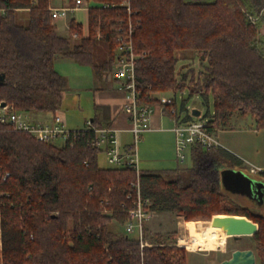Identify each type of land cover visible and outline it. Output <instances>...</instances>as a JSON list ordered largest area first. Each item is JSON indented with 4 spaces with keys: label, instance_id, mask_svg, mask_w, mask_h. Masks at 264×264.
<instances>
[{
    "label": "trees",
    "instance_id": "trees-1",
    "mask_svg": "<svg viewBox=\"0 0 264 264\" xmlns=\"http://www.w3.org/2000/svg\"><path fill=\"white\" fill-rule=\"evenodd\" d=\"M96 1L116 6L91 7L86 26L72 17L69 30L75 38L57 30L48 9L51 0H0V73L5 74L0 102L55 113L68 86L55 68L56 58H71L103 75L115 62L116 27L132 21L136 80L144 102L157 103L154 92L187 88L205 102L211 93L214 111L205 115L218 127H228L240 113L264 128V37L259 35L264 12L261 22L250 17L264 10V0H129L130 13L124 0ZM98 41L104 43V55ZM196 56L204 69L197 76L193 67L179 74V61L193 62ZM185 104L184 99L182 109ZM164 112L170 114V107ZM98 123L95 116L92 124ZM96 136L94 128L81 129L57 145L0 122V168L4 175L9 172L0 181L13 202L2 215L4 264H187L188 249L176 233L147 234L151 244L142 247L137 233L122 230L126 213L121 204H130V193L136 195L137 174L128 167L100 165ZM190 156L189 167L141 171L147 207L175 211L187 221L246 215L258 223L252 236L264 264V213L222 188V167L240 160L220 146L208 149L200 143L192 145ZM200 231L194 243H202Z\"/></svg>",
    "mask_w": 264,
    "mask_h": 264
},
{
    "label": "built area",
    "instance_id": "built-area-1",
    "mask_svg": "<svg viewBox=\"0 0 264 264\" xmlns=\"http://www.w3.org/2000/svg\"><path fill=\"white\" fill-rule=\"evenodd\" d=\"M59 3L50 2L48 9L52 20L60 17H68L71 12L78 9L88 10L91 7L109 8L116 6L115 2L96 1V0H57ZM122 5L126 6L128 12H131L129 0H124ZM253 22H256L257 16H250ZM135 24L131 21L128 24H122L116 27V49L115 62L110 75L117 80V88L125 94L123 111L126 112L131 124L132 141L122 147L117 134L110 127L94 128L97 136L94 143L105 151L108 162L116 167H128L136 171L137 181L135 186L137 193L128 195L130 204L122 202V210L126 213L124 221V231L128 234L137 233L141 246L151 244L145 239L146 222L152 214V210L147 207L150 204L149 198H143L140 184V160L138 154V144L143 134L152 127V115L156 106H160L163 111L170 107V116L174 122L172 130L175 134L176 155L180 163L185 162L193 144L200 143L204 148L221 146L216 133L220 129L211 120L212 116H206L201 113L194 116L191 108L182 109L177 106V97L170 96L162 92L151 94L157 99V103H146L141 98V89L136 80V58L137 54L133 46V31ZM73 37H78L77 33H72ZM176 101V106H171L172 101ZM0 122L10 123L15 129L31 133L37 140L45 142H54L57 138H63L64 142L76 130L69 129L63 116L56 111L51 121L35 122L32 120L28 111L16 109L10 104L1 106L0 104ZM90 124V122L88 121ZM253 173L263 171L260 167H251ZM9 172L5 175L1 172L0 180H5ZM13 204L11 193L1 186L0 181V264L3 263V249L5 244V235L3 228V209Z\"/></svg>",
    "mask_w": 264,
    "mask_h": 264
},
{
    "label": "crops",
    "instance_id": "crops-1",
    "mask_svg": "<svg viewBox=\"0 0 264 264\" xmlns=\"http://www.w3.org/2000/svg\"><path fill=\"white\" fill-rule=\"evenodd\" d=\"M55 3H59L56 0H51ZM23 13H27V10H23ZM72 17V16H71ZM70 17V18H71ZM22 20H27L26 16L20 17ZM69 19L68 20V28H69ZM56 26L57 19L53 21ZM69 35L72 36V33L69 30ZM78 65L83 79L81 81L80 88L72 87V79L71 75L65 71L64 66L68 65ZM75 63V64H74ZM85 64H80L74 61L71 58L66 57H57L55 60V68L65 75L68 79V86L65 92V96L70 93H77L80 96L85 94L88 97H91L93 101V109L94 114L88 118L86 117L85 125L80 127L77 130L81 129H90V128H105L110 127L113 131L117 134L120 144L122 147L126 146L132 141V133H131V124L126 112L123 111V105L125 102V94L122 90L117 88V80L110 75V71L103 75H98L94 72L93 68H85ZM114 66V64H113ZM112 66V69H113ZM72 85V86H71ZM170 91H163L162 93L168 94ZM169 95V94H168ZM65 96L63 101L65 100ZM176 96V95H174ZM62 108V106L60 107ZM58 108L56 111H58ZM187 108V107H186ZM55 111V112H56ZM29 115L31 116L32 120L35 122H49L52 120L54 113L47 112V111H28ZM97 116L99 120V125L92 124L94 117ZM90 122V124L88 123ZM233 121V119H232ZM231 121L230 125L225 128H220L216 133V136L221 144V148H224L229 153L235 155L239 160L240 163L234 166H223L221 170V182L223 190L228 193L233 199L236 201L250 207L249 203L252 207V210L256 209V211L264 213V173L256 172L253 173L250 171V168L260 167L264 171V161H261L260 158L251 151L250 146L254 145V143L258 145V140L264 138V128H242V127H235L233 122ZM66 126L68 127L66 121ZM173 120L171 116L164 112L160 106H156V109L152 115V127L150 130L146 131L140 142L143 143L142 148L145 149L146 142L155 141L159 145L163 140L160 136H157L153 133H160V134H168L171 135L172 141L175 142V134L172 130L173 127ZM98 126V127H97ZM69 128V127H68ZM245 134V137L243 136ZM257 140H255V138ZM165 137V136H164ZM139 142V143H140ZM174 145V144H173ZM173 148V147H172ZM176 150V147H175ZM138 154L140 164L142 160H145L142 155L139 153V144H138ZM107 160V156H106ZM176 160L178 162L177 167L180 166V162L176 155ZM108 161V160H107ZM109 163V162H108ZM104 167L113 166V165H102ZM141 167V165H140ZM168 168H175V167H164L160 169H146V170H163ZM142 170H145L141 168ZM226 169H231L232 171L229 173L224 174V183L222 181V173ZM237 171V173H236ZM238 175L239 178L237 177ZM162 212H155V214H161ZM153 213V212H152ZM152 216V214H151ZM150 216V217H151ZM180 216V215H178ZM214 217H220L221 223L223 219L222 214H216ZM212 220H209L208 223H211ZM181 221H179L180 223ZM194 220L185 221V228L187 232V236L191 237L193 240L194 236H192L191 227ZM200 222V221H196ZM208 225V224H207ZM207 227V231L202 229L200 235L202 236V243L196 244L198 247H203V249H208L209 247H216L221 245L225 237L227 235L234 234L233 230L224 229L222 226L209 224ZM206 232V233H205ZM209 233H211V238L209 244H206V238L209 237ZM195 234V233H194ZM187 237V238H188ZM195 240V239H194ZM181 245H186L189 250L195 251L198 250L193 247H189L186 239H181Z\"/></svg>",
    "mask_w": 264,
    "mask_h": 264
},
{
    "label": "rangeland",
    "instance_id": "rangeland-1",
    "mask_svg": "<svg viewBox=\"0 0 264 264\" xmlns=\"http://www.w3.org/2000/svg\"><path fill=\"white\" fill-rule=\"evenodd\" d=\"M55 1V0H54ZM57 1V0H56ZM58 2V1H57ZM264 10H262L258 14H253V16H257L256 22H261V16L263 14ZM252 15V14H251ZM75 17L77 21L81 22L84 26L87 25L88 22V12L85 9H78L74 12H71L68 17H60L57 18V30L62 35H69V28H68V20L70 17ZM71 17V18H72ZM27 18V17H26ZM70 18V19H71ZM21 22H26V20L20 19ZM70 21V20H69ZM259 35L261 37H264V23H261L259 25ZM98 46L100 47L101 55L105 54V47L104 43L101 41H98ZM188 62V63H186ZM185 60L179 61L177 64L178 72L179 74L184 72L190 67H193L195 74L197 76V73L200 72V70L204 69V62L199 58V56H196L193 62H189ZM72 65L64 66L65 71L68 72V74L71 75V81L73 83L72 87L80 88L79 85H81V81L83 79L82 73L78 67V65ZM75 64V63H74ZM85 68H91L89 65H84ZM170 96L176 95L177 97V106L181 108L182 102L185 99L186 100V107L187 108H194L197 107L202 110V114L205 115L207 110L209 109L210 112L214 111L213 106V95L210 93L208 102L204 101L203 96L200 93H196L192 96H190L189 89L185 88L182 91H177L176 93L170 91L168 92ZM62 108L58 110V112L63 116L64 120L66 121L69 129H79L80 127H83L85 125L86 117H91L94 114L93 109V101L91 97H88V95H79L77 93H70L65 96V100H62L61 104ZM232 121V120H231ZM230 121V123H231ZM233 125L235 127H246V128H253L255 129V122L253 118L250 115H243V114H237L233 117ZM230 125V124H229ZM157 136H160V138L163 140V142L160 143V145L155 141H148L146 142L145 149L142 148L143 143H139V153L142 155V157H145V160L141 161V168L143 169H160L164 167H177V160H176V150H175V142L172 141L173 138H171V135L168 134H160V133H153ZM165 136V137H164ZM245 137V134L243 135ZM254 137V136H253ZM255 138V137H254ZM255 140H257L255 138ZM53 143L57 145H62L64 143L63 138H57ZM174 144V145H173ZM173 147V148H172ZM251 151L256 154L261 161H264V138L258 140L256 144L250 146ZM99 163L100 165H110L108 161L106 160V153L104 150H101L99 152ZM193 163L192 157L190 154H188L187 159L185 162L181 163V168L189 167ZM233 165H237L236 162H232ZM250 207L251 204L249 203ZM253 211H256V209H253ZM261 213V212H260ZM178 214L175 211H164L161 214H155V211H153L152 216L147 220L146 222V228L147 231L145 232V236L152 235L156 232L160 233H176L178 243H181V239H186V242L188 243L189 247L196 248L198 250L192 251L189 250L186 245H183L187 247V264H218L221 260L228 258L231 256L232 251L236 248H246L251 247L256 250V243L254 241V238L251 234L248 235H242L239 238H235L234 234L227 235L225 237L224 242L221 245H218L216 247H209L208 249H203V247H198L194 244V238L193 240L191 237L187 236L186 228H185V217L182 215L178 216ZM216 215V214H215ZM214 219V215L211 219ZM209 220H194L191 227L192 236H194V233H198L200 230L205 229L207 231V227H204L208 224ZM179 221H181L179 223ZM191 221V220H188ZM196 221H200L199 223ZM124 230V226L122 228ZM203 232V231H201ZM206 233V232H205ZM188 237V238H187ZM199 244V243H196ZM181 245V244H180ZM257 252V251H256ZM257 264H261V259L259 255L257 254Z\"/></svg>",
    "mask_w": 264,
    "mask_h": 264
},
{
    "label": "water",
    "instance_id": "water-1",
    "mask_svg": "<svg viewBox=\"0 0 264 264\" xmlns=\"http://www.w3.org/2000/svg\"><path fill=\"white\" fill-rule=\"evenodd\" d=\"M5 77L4 73H0V81H3ZM1 106H5L7 102L5 100L0 102ZM192 115L199 116L202 110L194 107L191 110ZM231 169H226L222 173V181L224 183V174L231 172ZM237 173V171H236ZM240 175L237 177L239 178ZM222 228L230 229L234 231V237L239 238L242 235H253L258 231V223L247 217L246 215L238 214H225L222 219ZM218 264H257V252L254 248H236L232 251L230 257L221 260Z\"/></svg>",
    "mask_w": 264,
    "mask_h": 264
},
{
    "label": "bare ground",
    "instance_id": "bare-ground-1",
    "mask_svg": "<svg viewBox=\"0 0 264 264\" xmlns=\"http://www.w3.org/2000/svg\"><path fill=\"white\" fill-rule=\"evenodd\" d=\"M218 223H219V226L221 227L222 223H221L220 217H214V219H212L211 223H208V225L209 224L217 225ZM209 234H210L209 237L206 238V244H209V241H210V238H211V233H209Z\"/></svg>",
    "mask_w": 264,
    "mask_h": 264
}]
</instances>
